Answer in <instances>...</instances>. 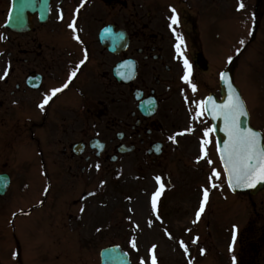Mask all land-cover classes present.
Returning <instances> with one entry per match:
<instances>
[{
    "label": "flooded vegetation",
    "instance_id": "af4514ba",
    "mask_svg": "<svg viewBox=\"0 0 264 264\" xmlns=\"http://www.w3.org/2000/svg\"><path fill=\"white\" fill-rule=\"evenodd\" d=\"M10 8L6 0L7 15ZM30 15L29 31H0V176L10 181V197L0 205L5 223L9 218L15 231V223L36 217L35 225L48 229L41 240L50 241L38 254L48 256L51 227L66 204L21 209L29 183H44V199L55 201L74 180L91 179L94 167L117 164V177L132 176L140 202L165 190L166 200L179 198L182 207L197 210L208 189L206 206L223 216L229 211L228 229H218L208 264H264V194L220 189L217 142L200 104L220 97L221 73L231 68L251 124L264 133V0H50L47 23H39L37 12ZM185 58L195 92L183 79ZM56 88L63 91L41 108ZM98 190L68 207L92 210L96 205L85 202ZM75 218L68 215L65 229L75 232ZM152 234L136 231L133 264H152ZM100 236L95 231L90 244L103 242ZM178 254L171 264H191Z\"/></svg>",
    "mask_w": 264,
    "mask_h": 264
},
{
    "label": "rangeland",
    "instance_id": "374dc122",
    "mask_svg": "<svg viewBox=\"0 0 264 264\" xmlns=\"http://www.w3.org/2000/svg\"><path fill=\"white\" fill-rule=\"evenodd\" d=\"M3 0H0L2 3ZM1 5V4H0ZM2 7L0 6V22L3 20L1 16ZM1 24V23H0ZM100 178L91 179L89 182H79L73 181L74 187L70 190L73 193L72 196H76L79 191H85L86 189H94L99 182ZM110 177L107 178V188L108 191L111 187H115L114 184L110 181ZM132 184H129V187H132ZM42 184L38 185V188H41ZM31 189L27 195L29 198L26 205L23 207H29L35 204L36 200L31 198L35 197L37 193ZM109 199L103 201L106 204L104 209L96 208L95 211H90L86 209L83 220L79 223H75L74 229L75 232H70V230L65 229V222L68 221V215L78 214V207H68L70 202L63 201L61 204H66L65 209L59 207L58 212L55 216L54 226L51 227L55 229V234L52 235V247L54 252L49 250L48 258H45L46 254L40 256V248L42 249L50 244L48 239H42L43 230L48 232L46 226L42 224L39 229L35 225L36 217L23 218L20 220L19 227H17V236L19 238V245L22 250V260L23 264H98V250L108 245L109 243L115 242H124L127 239V236L123 230H126V225L128 223H133L134 220H145L149 216V212L146 210H141L137 204L133 202V199L123 201L118 198L116 191L113 190L108 192ZM52 198L49 199L50 204H56L52 201ZM64 200V199H62ZM157 214L160 225L164 229V235L169 241L163 246V253L171 254L173 245L175 248L179 247V241L183 239H189L193 237H203L208 241H212L214 236L217 234V229L221 228L219 226L221 223L225 224L224 229H228V223H230V214L229 211L224 213L219 212L215 213L213 210L208 207L204 213L200 214L199 220H197L196 211L192 210H183V208L176 207L178 206V200L173 203L175 207H164V198H157ZM71 205V204H70ZM89 213V215H88ZM95 219V220H93ZM21 223L24 224V227H21ZM3 225V226H2ZM5 225V218H0V233L3 234ZM38 225V224H37ZM123 225L124 227L122 228ZM99 226L105 233V241L97 242L95 244H90L89 237L91 236V230ZM88 232V233H87ZM7 241L10 243H3L0 241V264H20L19 263V249L17 241L9 234H7ZM1 238V235H0ZM101 238V237H100ZM99 238V240H100ZM104 240V238H102ZM212 244V243H211ZM126 245V243H124ZM198 245L199 244H195ZM172 246V247H171ZM43 251H46L43 249ZM61 256V258L56 261L54 258L56 253ZM67 251H69V257L67 256ZM29 252V253H27ZM39 252V254H38ZM171 264L170 261L165 260L163 264Z\"/></svg>",
    "mask_w": 264,
    "mask_h": 264
},
{
    "label": "snow or ice",
    "instance_id": "6c2138e0",
    "mask_svg": "<svg viewBox=\"0 0 264 264\" xmlns=\"http://www.w3.org/2000/svg\"><path fill=\"white\" fill-rule=\"evenodd\" d=\"M241 8L244 7L243 3L240 5ZM172 12L175 13L176 9L173 8ZM11 13L9 19L11 20ZM172 23H179V16L174 15L172 17ZM70 27L75 28V21L69 25ZM79 39V37H76ZM177 39H180L178 36ZM243 43V41H241ZM177 51H180V44L176 45ZM231 62V59L229 60ZM185 68L189 70V74L185 75L183 79L191 84L193 92L196 91V84L193 83L190 76V64L185 58L184 60ZM75 72L72 73V76H75ZM222 78H226V74H222ZM67 87V84L64 85ZM231 87V85H229ZM63 91L62 88L53 89L50 96H46L43 103L40 105L43 108L46 104L49 103V100L52 96H55L57 93ZM212 103V98L209 97L208 101H201V105H206ZM213 111L216 109L221 110V114L224 117L226 127L228 129V135L230 141L226 144L225 151L222 152V159L225 163V169L228 173L229 184L233 187H255L258 183H264V133L254 130L251 127L243 128L240 124V117L247 116L249 113L246 108L244 100L240 97L238 93H232L229 96V102L225 105H215L212 104ZM211 131V129H209ZM208 133L206 132L205 135ZM172 139V137H170ZM99 168V165H97ZM216 176H219V172L215 173ZM160 179L159 177L157 178ZM216 185L213 184V187ZM160 195V192H156L152 197V206L156 208V198ZM209 197L208 189L204 190V204L207 203ZM204 206L200 207L199 212L197 213V220L200 218V214L204 212ZM183 245V241H181ZM132 247H136V241L133 239ZM185 251L187 252V246L185 245ZM153 255L151 257L152 264H157V257L155 255V248L152 249ZM235 260V257H233ZM143 264V262H142Z\"/></svg>",
    "mask_w": 264,
    "mask_h": 264
},
{
    "label": "water",
    "instance_id": "95a60500",
    "mask_svg": "<svg viewBox=\"0 0 264 264\" xmlns=\"http://www.w3.org/2000/svg\"><path fill=\"white\" fill-rule=\"evenodd\" d=\"M38 4V6H37ZM37 6V7H36ZM46 0H42L40 3H35L33 0H13V10L11 13V20L9 19L8 26L13 27L16 30H20L25 28L27 25V19L22 16V13L25 9L30 7H35L37 10L39 9L41 12H45ZM222 102L220 103H209L207 105L209 116L213 119L215 124L216 133L219 140L220 149L222 152L225 151V145L229 143L230 137L228 135V129L226 127L224 117L221 114L220 109H216L213 111L212 104L215 105H225L229 102V96L232 93H239V90L233 83L232 77L230 73L226 74V78H222ZM231 85V87H229ZM241 97V96H240ZM240 124L243 128L250 127L249 118L247 116L240 117ZM2 184L0 183V187ZM4 186V185H3ZM233 188V186L231 185ZM264 187V183H258L255 187H234L235 191L239 192H247L251 195H255L259 190ZM3 190V189H0ZM102 264H130L128 256L122 252H120L117 248H111L103 251L102 253Z\"/></svg>",
    "mask_w": 264,
    "mask_h": 264
}]
</instances>
